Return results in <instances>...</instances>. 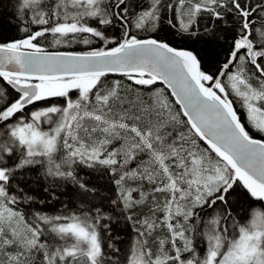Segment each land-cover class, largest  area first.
<instances>
[{
  "label": "snow or ice",
  "instance_id": "6c2138e0",
  "mask_svg": "<svg viewBox=\"0 0 264 264\" xmlns=\"http://www.w3.org/2000/svg\"><path fill=\"white\" fill-rule=\"evenodd\" d=\"M13 20L16 38L0 28V264H113L101 206L22 208L25 171L94 192L81 165L112 177L132 224L117 264H264V0H17ZM165 25L230 40L226 59L205 70L152 35ZM73 44L86 50H59Z\"/></svg>",
  "mask_w": 264,
  "mask_h": 264
},
{
  "label": "trees",
  "instance_id": "16d2710c",
  "mask_svg": "<svg viewBox=\"0 0 264 264\" xmlns=\"http://www.w3.org/2000/svg\"><path fill=\"white\" fill-rule=\"evenodd\" d=\"M17 0H0V28L3 30L5 39L16 38L19 33L16 32V24L13 20ZM207 20H201V28L207 23ZM225 34L230 38L233 35L229 28ZM118 35V32H117ZM158 38L166 39L172 46L177 48L187 47L197 53L198 57L203 62L205 70L209 67L215 71L220 62L224 61L230 46L229 42L224 40L208 41L203 39L197 41L195 38L182 41L175 31L167 25L158 33H153ZM99 46V45H96ZM56 50V49H49ZM61 51H80L86 50L84 45L73 44L69 48H60ZM120 77H109V79H117ZM155 87H163L156 85ZM14 94V92H13ZM239 108V105H236ZM242 111V110H241ZM257 137L259 134L253 133ZM77 175L86 183L89 188H95L94 192L83 193L77 185H74L70 180L56 181V186L53 187L51 178L45 179L37 171H25L22 177H18L17 183L24 189L28 195L35 196V200L31 204H23V210H31L47 212L49 214H57L61 210L68 211L76 209L84 201L87 206L92 204L101 206L103 212H107L115 217L109 223L108 229H103L105 233V244H112V248H107L106 251L110 256L114 257L113 264L117 261H122L129 245L132 243L135 233L132 229V224L124 218L117 205L111 201L117 199L116 186L109 174H104L103 170L99 172L94 169H89L84 166H78ZM48 188V191H45ZM41 201H43L41 203ZM114 249H120L119 252Z\"/></svg>",
  "mask_w": 264,
  "mask_h": 264
},
{
  "label": "flooded vegetation",
  "instance_id": "af4514ba",
  "mask_svg": "<svg viewBox=\"0 0 264 264\" xmlns=\"http://www.w3.org/2000/svg\"><path fill=\"white\" fill-rule=\"evenodd\" d=\"M10 87V86H9ZM13 92H14V90H13Z\"/></svg>",
  "mask_w": 264,
  "mask_h": 264
}]
</instances>
